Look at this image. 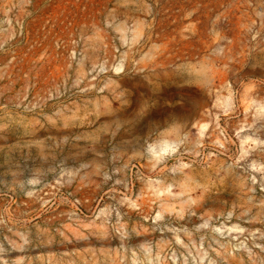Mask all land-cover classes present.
Masks as SVG:
<instances>
[{"label": "rangeland", "instance_id": "374dc122", "mask_svg": "<svg viewBox=\"0 0 264 264\" xmlns=\"http://www.w3.org/2000/svg\"><path fill=\"white\" fill-rule=\"evenodd\" d=\"M0 264H264V0H0Z\"/></svg>", "mask_w": 264, "mask_h": 264}]
</instances>
